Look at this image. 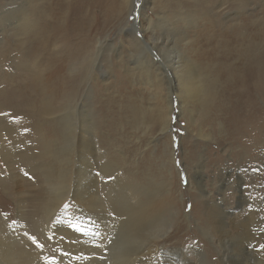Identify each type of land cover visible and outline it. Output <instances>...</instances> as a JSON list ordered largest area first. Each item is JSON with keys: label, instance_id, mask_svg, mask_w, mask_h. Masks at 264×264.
<instances>
[{"label": "rangeland", "instance_id": "obj_1", "mask_svg": "<svg viewBox=\"0 0 264 264\" xmlns=\"http://www.w3.org/2000/svg\"><path fill=\"white\" fill-rule=\"evenodd\" d=\"M140 1L157 46L125 11L94 32L90 75L66 69L71 108L46 114L27 94L40 1L0 0V264H135L154 240L163 264H230L214 204L228 233L246 197L264 207V0Z\"/></svg>", "mask_w": 264, "mask_h": 264}, {"label": "bare ground", "instance_id": "obj_2", "mask_svg": "<svg viewBox=\"0 0 264 264\" xmlns=\"http://www.w3.org/2000/svg\"><path fill=\"white\" fill-rule=\"evenodd\" d=\"M39 1L40 3L38 6L42 7V10L38 8L39 20L36 23L37 28L34 30L35 35H32L31 38L29 37L31 41L27 48L26 54L28 55V58L35 57V60L38 59L37 56L39 55L46 56L47 63L44 64L43 61H33V63L31 62L32 64L30 63V68L34 72V77L31 79L32 84L30 83V85L27 87L29 88L27 94H29V101H32L31 96H33V94L41 98L40 109L46 114H53L56 109L66 110L71 108L68 98L75 94L74 89L77 87V76L75 75L72 77V74L69 75L66 69L70 67L72 62L82 60L81 62L83 65V70L87 71V76L90 75L92 69L90 67L89 61L91 59L93 60L94 50L92 48L89 49V46L92 47L94 32L98 31L96 29L101 27L103 28L105 25H107L106 23L111 21L113 22L118 16L121 17L125 11L128 10L130 13L132 12V14H135V23L131 25L132 27L135 28L138 24H140L142 18L148 25V29H145L146 26H144L142 32L144 33L146 30L150 33L149 42H147L142 35V37L138 39L139 46L152 49L154 46H157L155 39L156 34L152 28L151 20L144 15L142 16L140 0H138L139 2L137 4L134 3L135 6L131 0H129L130 2H128V0H110L108 1L109 4L102 12H99L96 9L97 5L94 3L95 0ZM92 14H97L102 21H97L95 24H93L95 21H92ZM166 21L169 27L173 26L174 22L172 24L169 19ZM163 26H167V24H163L162 27ZM141 29L142 28L140 27V32ZM151 65L155 66V63L152 62ZM45 66L47 69L44 68ZM90 79L92 78L90 77ZM239 84L244 85L245 83L239 82ZM68 87H71V92L67 90L65 91V89ZM204 91V97L206 98L209 92L208 90ZM58 98L59 100H57ZM238 185L240 188H242L241 183ZM262 187L264 188V183ZM225 201L226 198L222 196V198L214 204V213L217 212L216 216L221 223V226L219 227V233L224 235V240L218 238L217 242L222 247H224V245L227 243V238L230 237L229 241L232 244L231 250L224 248L222 253L230 256V258L232 256V259H230V264H246L248 261L254 263L258 260H261L264 257V219L261 217L259 210L264 207L254 206L255 204L251 200H248V197H246L244 202H248L249 208H245L248 210H245V212L243 211L244 214L242 213V218L239 219L233 227V233H228L225 231V227L228 222L227 220L229 219V211L224 209ZM98 217L99 216H97V218ZM253 217L263 220L262 229L256 230L255 227V229L250 227L251 225L248 223V218ZM98 219H100V217ZM146 220L150 221V219ZM135 233L137 234L139 231H135ZM158 243L159 242L154 240L150 242L147 247H144L146 250L145 252H142L144 249H142L141 252L139 251V255L135 258V264H163L161 261L166 255L162 253ZM22 246L20 245L21 248L18 255L21 259L25 260L26 258L28 259V257H25L24 253L32 254L34 249L29 247L27 248V246ZM170 262V260H167L164 264H169ZM116 264L124 263L121 262Z\"/></svg>", "mask_w": 264, "mask_h": 264}, {"label": "snow or ice", "instance_id": "obj_3", "mask_svg": "<svg viewBox=\"0 0 264 264\" xmlns=\"http://www.w3.org/2000/svg\"><path fill=\"white\" fill-rule=\"evenodd\" d=\"M33 239H35V238L33 237Z\"/></svg>", "mask_w": 264, "mask_h": 264}]
</instances>
